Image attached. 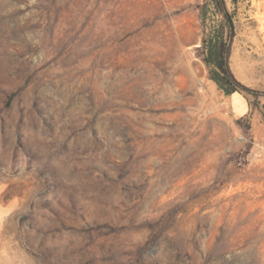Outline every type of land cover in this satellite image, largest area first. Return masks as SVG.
Listing matches in <instances>:
<instances>
[{
    "label": "rangeland",
    "instance_id": "obj_1",
    "mask_svg": "<svg viewBox=\"0 0 264 264\" xmlns=\"http://www.w3.org/2000/svg\"><path fill=\"white\" fill-rule=\"evenodd\" d=\"M203 0H0V264H264V0L226 95Z\"/></svg>",
    "mask_w": 264,
    "mask_h": 264
},
{
    "label": "trees",
    "instance_id": "obj_2",
    "mask_svg": "<svg viewBox=\"0 0 264 264\" xmlns=\"http://www.w3.org/2000/svg\"><path fill=\"white\" fill-rule=\"evenodd\" d=\"M245 1L251 0H203L200 4V17L205 28L201 45L204 60L210 68V77L226 95L239 92L246 96V91L256 93L236 77L229 62L238 10Z\"/></svg>",
    "mask_w": 264,
    "mask_h": 264
},
{
    "label": "crops",
    "instance_id": "obj_3",
    "mask_svg": "<svg viewBox=\"0 0 264 264\" xmlns=\"http://www.w3.org/2000/svg\"><path fill=\"white\" fill-rule=\"evenodd\" d=\"M234 72V71H233ZM234 74H235V72H234ZM236 75V74H235ZM237 76V75H236Z\"/></svg>",
    "mask_w": 264,
    "mask_h": 264
}]
</instances>
